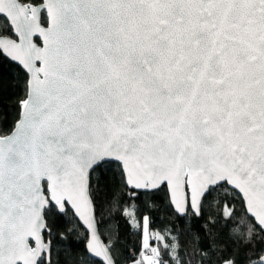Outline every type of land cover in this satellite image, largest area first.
I'll return each instance as SVG.
<instances>
[{
  "label": "water",
  "instance_id": "1",
  "mask_svg": "<svg viewBox=\"0 0 264 264\" xmlns=\"http://www.w3.org/2000/svg\"><path fill=\"white\" fill-rule=\"evenodd\" d=\"M0 17L28 76L0 137V264L51 260V206L116 264L90 195L104 163L135 193L165 186L179 217L226 185L264 233V0H0Z\"/></svg>",
  "mask_w": 264,
  "mask_h": 264
},
{
  "label": "trees",
  "instance_id": "2",
  "mask_svg": "<svg viewBox=\"0 0 264 264\" xmlns=\"http://www.w3.org/2000/svg\"><path fill=\"white\" fill-rule=\"evenodd\" d=\"M20 1L39 5L43 0ZM0 35L12 37L2 17ZM27 81L25 72L0 52V137L11 134L19 121ZM90 183L99 231L116 264H147L146 224L150 248L155 249L152 264H264V233L248 216L241 197L226 185L209 192L200 217L191 211L179 217L165 186L135 193L126 187L119 164H102ZM45 216L44 236L52 242V256L39 264H101L88 256L87 233L69 210L61 215L51 206Z\"/></svg>",
  "mask_w": 264,
  "mask_h": 264
},
{
  "label": "rangeland",
  "instance_id": "3",
  "mask_svg": "<svg viewBox=\"0 0 264 264\" xmlns=\"http://www.w3.org/2000/svg\"><path fill=\"white\" fill-rule=\"evenodd\" d=\"M143 246L146 248V250H148V254H152V251L155 249H151V245H150V242H149V232H148V227H147V224L145 226V230H144V240H143ZM150 248V249H149ZM155 258H153L152 256H149L146 261H147V264H152L151 261H156L154 260Z\"/></svg>",
  "mask_w": 264,
  "mask_h": 264
},
{
  "label": "built area",
  "instance_id": "4",
  "mask_svg": "<svg viewBox=\"0 0 264 264\" xmlns=\"http://www.w3.org/2000/svg\"><path fill=\"white\" fill-rule=\"evenodd\" d=\"M144 255H145L146 257L151 256V254H148V250L144 251ZM159 261H161V260L159 259Z\"/></svg>",
  "mask_w": 264,
  "mask_h": 264
},
{
  "label": "flooded vegetation",
  "instance_id": "5",
  "mask_svg": "<svg viewBox=\"0 0 264 264\" xmlns=\"http://www.w3.org/2000/svg\"><path fill=\"white\" fill-rule=\"evenodd\" d=\"M3 18V17H2ZM6 21V20H5ZM7 22V21H6ZM8 24V23H7ZM9 26V25H8ZM0 36H2V35H0ZM6 37V36H5ZM10 38H13V39H15V37H14V35H13V33H12V37H10Z\"/></svg>",
  "mask_w": 264,
  "mask_h": 264
}]
</instances>
